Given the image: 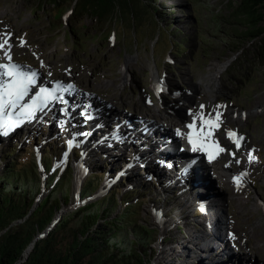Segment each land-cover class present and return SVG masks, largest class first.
I'll list each match as a JSON object with an SVG mask.
<instances>
[{
	"label": "rangeland",
	"instance_id": "1",
	"mask_svg": "<svg viewBox=\"0 0 264 264\" xmlns=\"http://www.w3.org/2000/svg\"><path fill=\"white\" fill-rule=\"evenodd\" d=\"M228 2L229 0H158L154 3L153 0H150L147 3L152 6V9H149L147 6L144 7V10H148V13L144 15V19L137 27L135 24L139 21L138 18L132 20V14L129 15L127 13H125L127 15L124 17V21H121L120 15L118 14V19H114L112 22L109 21L106 25L91 16L80 20L76 18L69 19L67 9L70 7L72 0H65L62 5L55 9L47 2L42 3L38 7L36 0H0V35L9 33L11 34V38L13 36L15 37L13 42L10 40V44L12 45L10 51L13 53L15 60L33 67L40 66L41 71L46 75L53 68L52 65L55 67L57 74L67 80L72 79L76 71L77 77L81 76L80 81L83 83L82 85L88 88L93 86L100 93L96 92L95 95L94 105L96 108V104H98V107L102 104L100 95L104 99H107L105 100L106 105L102 110L97 108L100 114L96 115L94 119V121L103 124H107L106 121L111 120L107 115V106H109L108 109L113 114V119H115L114 116H122L125 119L127 114L131 113L134 116L143 115L148 110L156 115L162 113L165 118L168 117L169 119L178 120L177 117L170 116L174 114L173 110L179 108L178 113L181 115L184 107V115L186 107L183 104L184 101H180L181 98H177V94L183 93L184 95V87L193 90L196 88V86L195 88L193 86L197 84L208 92L206 99H217L221 101L226 100V96H229L230 100L234 102V107H238V111L241 112L245 109L253 111L252 115L248 116V119L245 121H242L238 115L237 121L238 125L242 127V130L250 134L253 142L263 149L262 157L264 159V68L260 64L255 63L252 60V55L249 54L253 53V45L250 46L251 43L246 42L244 45H241L243 47L242 51L236 55L232 53V47L228 48L231 46L233 42L231 39L233 38L225 36V43L223 45H219V42L212 39L213 45L209 48L208 52V57L211 61L206 63L201 58L197 61V58L192 66L188 62L191 58L189 57L192 53L191 51H187L183 55L176 51L173 52V49H170L173 45L171 39L179 43L180 37L192 33L193 26L197 22L192 20L189 15H193L195 6L202 8L198 17L206 21V23L204 22L205 31L214 33L213 26L211 27L212 13L220 12L218 14H223L228 18V11H230L229 7H227ZM181 5L182 7H180ZM166 20L168 22H170L169 20L177 22L184 30L178 27L175 30L177 32L176 36V34H173V30L177 25L172 28L169 26V29H167L168 27L165 24L167 22ZM114 26L117 31V38L111 34ZM222 26L224 30L228 29V32L231 31L228 25ZM220 36L224 35L220 34ZM192 40L193 38H190L182 46H190ZM0 51V60L3 61L5 57L4 52L3 50ZM40 53H42V56ZM233 56L236 58L235 61L238 60L240 63V67L237 65L235 67V61L230 60ZM253 62L254 64H252ZM222 63L223 65L220 66V71L225 70L227 63H229L227 64L229 67L227 66L228 69L220 74L216 65ZM125 64L128 66L125 71L126 74L122 71V67ZM80 72L83 74L81 75ZM217 73L220 75V82L217 81ZM158 76L163 78V83H165L167 90L157 96L153 93L151 86L153 82L158 85ZM116 109L121 114H114V110ZM166 112H170L171 114L169 113L167 115ZM79 115L75 113V116ZM53 122L57 124V127L53 128V125H51L52 119H42L38 125L34 123L35 125L24 128L23 132L11 138H9L10 136H5L0 139V174H2L4 166L6 165V161L2 159V155H9L13 148H15L13 157L18 158L22 164L30 162L33 159L35 160L36 158L40 161L41 156L45 155L46 152L53 153L49 165L54 167L55 174H59L57 179L62 177L63 182L54 195L50 197V203L46 208L41 210L37 215L38 217H35V220L39 218V215L46 214L48 209L51 210L53 205L56 204L58 209L53 211V215L57 217L59 208H65L61 210L64 215L67 214L62 223L68 221L70 228L74 229L84 223L83 217L79 218V215L75 216L76 213H70L79 208V206L72 209L66 206V204L76 202L73 177L74 151L71 153V148V154L69 153L68 156L57 154L59 150L62 151V139L65 141L67 130L62 127L63 121L58 120L56 122L53 120ZM81 123L82 125H86L84 122ZM155 123L163 126L160 122ZM222 125L223 120H220L219 126ZM124 127L127 129V125H124ZM104 128L111 131V129L116 128V124L99 126V129ZM207 129L211 131L215 140L219 139L221 134H223V130L220 132V127H209ZM81 132V130H77L75 134L78 135ZM128 133V130H125V134L120 130L118 132V136L120 137H115L113 133L114 136L100 137L99 140L90 139L87 141L86 145L88 149L90 148L88 153L91 155L90 160L92 161V164L91 162L88 163L89 171L92 172L89 176L91 177L92 174L105 176L101 181L94 180L96 184L102 182L100 189L109 187L110 177L111 179L114 178L112 177L113 173L125 166L120 160L116 167L112 166L110 169V165L103 163V161L105 162L108 159L105 151L101 147H107L110 144H116L122 141L124 144L119 148H113L114 145L110 146L108 156L112 158H119L116 155L123 153L128 155V149H130V152H138L139 146L137 147L136 144L140 143V141L133 138V132L130 135ZM124 136H128V139ZM167 136L171 138L172 133H168ZM147 137H150V132H148ZM159 138L162 140L163 135L158 136ZM104 139L107 140L106 144L102 143ZM141 144H143L142 148L150 145L144 142ZM153 150L146 146L144 157L148 160L155 157ZM189 150L193 152L192 149L189 148ZM137 158L140 160L143 159L141 156H137ZM218 160H223V157L220 155ZM203 161L206 163L205 166L203 162L198 165L204 170L205 175L196 169V174L201 179V181H198L197 186L198 188H204L202 185L205 187L210 186V197L213 198L205 196V203L202 206L208 201L220 207L216 202L217 191L225 206L223 207L224 212L220 207L222 213L220 219L223 216L226 222V212L229 220L231 218L237 220L238 226L236 225V227L245 230V232H241L242 234H240L241 240L243 235L250 236L251 233H257L259 230L260 233L258 232L257 237L253 239L254 242L258 241L257 243L260 246V249L255 247L258 252L255 249L249 251L248 249L242 250L234 248L232 257L230 256L232 259L228 260V258H225L228 256L227 254L222 255L221 251L216 250L221 240H214L213 238L215 234L220 237L222 231L220 232V228L218 229L217 225L212 230L207 228L209 226L207 219H211L209 213L206 215V219L203 214L199 216V213L195 211L197 210L195 203L200 200L204 191L194 189V191H198L196 195L198 193L200 194L196 202L195 198L191 200L192 197L190 196L189 190L185 192L187 196H183L184 186L178 187L176 184L185 185L184 179L186 176L180 177L183 173L178 168L174 173L168 167L166 168V173L176 178V181L172 182L171 179L165 178L161 181L151 180L154 177L149 175V173L140 174L137 169L132 171L133 167L131 168L130 166L132 176L138 177L141 175L142 177H149L146 180H141L140 183L133 187L132 181H129L126 189L123 190L124 185L121 181H123V177L127 173L126 171L116 183L118 184L117 187L112 184L108 188L107 198L115 196L116 200H111L115 203L113 208H107L99 220V225H101L104 234L110 233L113 229L112 232L114 234L112 236L116 237V242L121 243L119 240L125 237L127 232L120 231L119 228L114 230L115 225L117 227L114 216L119 217L123 200L129 201V198H131V203H137L133 207V211L139 218V221L145 224V227L150 231L146 235L149 236L151 241L144 245V249L147 250L144 256L145 264H264V172L260 177L258 189L246 190L247 194L243 192V194L239 195L241 189L234 190L231 187L233 185L223 188L222 181H217V175L216 178L214 175V177L212 176V171L216 170L213 168L212 163L208 164L206 162L207 160ZM55 162L61 163V166L56 167ZM85 162L87 163L88 161ZM162 163L163 159L158 164ZM45 165H47L46 162L40 167V173L43 178L45 175V173L43 174ZM223 165L226 166L225 164ZM209 167H212V169ZM216 171L218 174L219 171ZM222 174L227 178L224 172ZM47 177L45 176V180ZM232 178L234 179L235 177ZM24 180H28L33 189L34 178L28 177L27 179H21V181ZM87 181L84 180L83 186L86 185ZM217 183L219 184L218 186ZM134 190H139L140 192L135 193ZM231 190H234L235 194ZM134 193L135 196L133 195ZM233 198L239 200L236 201ZM93 199H88V202ZM185 200H188V204H186ZM80 202L84 204L85 201ZM108 202L110 201L98 202L93 205L94 207L92 209L106 206ZM229 203L234 206H231ZM124 205L126 206V204ZM152 208L158 209L161 216H155L156 211L151 210ZM210 208L215 211V206ZM88 210L87 208L83 211L86 212ZM198 216L200 219L204 218V220H199ZM124 217L130 221L128 214L124 215ZM26 218H22L18 223L25 222L27 220ZM159 220H162L163 223L170 222L168 225L173 224V226L163 233V227L159 223ZM202 222L207 225H202ZM232 226L235 227L234 222H232ZM130 227L131 225H128L129 229ZM229 229H231V226H229ZM116 230L119 232H116ZM228 232L229 230L227 228L225 233L227 234ZM116 234H119V236ZM199 237L205 241L206 239L212 240V242H209L204 248V245L198 240L200 239ZM66 241L67 239L64 242ZM102 241L100 239V242ZM122 241H125V239L123 238ZM237 242L238 240L233 239L234 245ZM223 243L229 246L228 243ZM34 246V244H30L28 249L31 248L32 251ZM184 247H186V250L187 248L190 249V257L186 256L187 252L183 250ZM116 250L120 251L118 248ZM226 252L231 253L229 247L226 248ZM242 253H245L243 257L236 259L237 255L239 256ZM204 259L208 261L205 263ZM212 260H214V263H212Z\"/></svg>",
	"mask_w": 264,
	"mask_h": 264
},
{
	"label": "trees",
	"instance_id": "2",
	"mask_svg": "<svg viewBox=\"0 0 264 264\" xmlns=\"http://www.w3.org/2000/svg\"><path fill=\"white\" fill-rule=\"evenodd\" d=\"M36 1L38 7L47 2L53 9L65 2V0ZM148 1L150 2V0H72L71 5L74 2L77 3L71 18L80 20L91 16L106 25L109 21L118 19L119 15L121 21H124L127 14H132V20L135 18L139 20L135 24L138 27L144 19V15L148 13L144 7L151 8L150 4L147 3ZM227 7L230 10L228 11V18L221 17V20L228 23L227 25L231 29L230 34L233 42L228 48L232 47L234 53L241 52L243 49L241 45L246 42L251 43L253 53L249 54L252 55V60L264 68V0H229ZM125 13L127 14L125 15ZM182 52L184 51L182 50ZM234 65L235 67L236 65L241 66L238 60ZM26 173L28 172L25 168L16 171L15 166L9 164L6 171L0 176V264L146 263L144 256L147 250L144 249V245L151 241L146 235L150 231L140 225L141 223L134 227V224L128 222L124 217L125 213L120 217H115L117 227L112 225L114 230L119 228L120 231L127 232V235L123 237L125 241H122L123 238L119 240L121 243L116 242V237L112 236L114 234L113 229L106 235L102 231L99 220L107 208H113L115 199L112 197L111 200L113 201L109 200L110 202L106 206L92 209L94 206L91 204L86 207L89 209L88 211L84 212V209L78 211L75 216L79 215V218H84V223L80 224L78 228L71 229L68 221L61 222L48 237L36 241L29 258L23 261L26 249L34 241L37 234L47 227L53 218V211L58 209L55 204L51 210L48 209L46 214L39 215V218L35 220L41 210L50 203L51 199L47 198L39 205L33 215H29L36 192L28 180L21 181L23 178L27 179ZM131 177L138 181L137 177ZM121 182L123 184V181ZM101 184L102 182H99L95 186H101ZM92 190L93 187L87 185L85 196H87V191L91 193ZM22 218L27 220L18 223ZM128 225H131L130 229ZM116 232L119 231L116 230ZM131 234L133 235L131 236ZM116 235L119 236V234ZM66 239L67 241L64 242ZM100 239L103 241L100 242ZM117 248L120 251H117Z\"/></svg>",
	"mask_w": 264,
	"mask_h": 264
},
{
	"label": "snow or ice",
	"instance_id": "3",
	"mask_svg": "<svg viewBox=\"0 0 264 264\" xmlns=\"http://www.w3.org/2000/svg\"><path fill=\"white\" fill-rule=\"evenodd\" d=\"M10 40L11 34L4 33L0 35V50H3L4 56L8 61V63H0V135L5 136L26 120H31L37 110L43 111L48 102L59 100L60 102L66 103L62 96L57 97L54 91H48L46 89H41L40 94L33 98L31 103H21L28 95L29 86L35 82L37 73L25 72L21 66L12 63L10 51L12 45L10 44ZM69 87L72 86L69 85ZM219 116L220 114L217 113L215 124H213L211 117L208 120H204L203 115H201L199 119L202 121V124H208L210 128H217L220 124ZM188 127L189 129H194V123L188 125ZM177 134H181L179 130H177ZM202 135L203 127L198 132H190L188 134V141L192 145L193 151H197L198 147L199 150H205L206 146L202 141ZM211 135L212 133L209 131L208 136L210 137ZM227 135L230 139H233L236 147L239 148L240 141L243 140V137H236V134L232 131H228ZM214 146L216 149L215 155L225 151V149L219 146L218 142H214ZM209 158L213 159L215 156L210 153ZM252 159L254 157L249 154V160ZM244 175L247 174L242 173L241 176L234 178L238 186Z\"/></svg>",
	"mask_w": 264,
	"mask_h": 264
},
{
	"label": "bare ground",
	"instance_id": "4",
	"mask_svg": "<svg viewBox=\"0 0 264 264\" xmlns=\"http://www.w3.org/2000/svg\"><path fill=\"white\" fill-rule=\"evenodd\" d=\"M177 33V32H176ZM5 60V59H4ZM3 61L2 60H0V63H2ZM126 78V77H125ZM157 79H159L158 80V87H162V84H161V82H162V80H161V78H157ZM81 85H79L78 86V88L80 87ZM83 89L82 88H80V89H78L77 90V93L79 94V93H81V91H82ZM94 92V91H93ZM95 93V92H94ZM94 95H96V94H94ZM74 96V95H73ZM95 97V96H94ZM94 101H95V98H94ZM95 103V102H94ZM96 106H98V104H96ZM112 107V106H111ZM110 107V108H111ZM94 109H96L97 110V108L96 107H94ZM121 114V112L119 111V110H114V114ZM100 114V112L98 111V113H97V115H99ZM164 114H162V113H159L158 115H156L155 113H153L152 111H148V110H146L145 111V113H143V115H139V116H134L132 113L131 114H127V117H125V119L122 117V116H118V117H115L114 116V118L116 119V120H119V124H118V127H119V129L120 130H122V133L123 134H125V130H128V135L131 133V132H133V133H135V136H134V138H136V139H138L139 141L140 140H142V142H144V143H148L149 141L150 142H153V146L151 145V147H154V148H156L157 150L159 149V148H162L163 149V151L165 152V157L164 158H162L163 159V163L162 164H155L154 166H152V167H150V170H149V175H151V176H155V178H156V180L157 181H161V179H162V177L163 176H166L167 175V173H166V164H171V165H173V167L172 168H175V163H174V160H181L182 158L180 157V154H179V156H177V153L176 154H172V153H174L176 150H175V147L176 146H178L179 145V148H180V150L182 149L184 152H186V153H188V151H187V149L186 148H182V146L180 145V143H177V142H175V140L172 138V137H174L175 139H176V137H175V135L173 134L174 132H177V130H179V131H181L183 134H185L187 137H188V134L191 132L190 131V129L188 130V128L186 127H181V128H179V123L178 122H175L174 120L172 121V120H170L168 117L167 118H165L164 116H163ZM182 115V114H181ZM94 119L96 118V115H94V116H92ZM159 119V120H158ZM155 122H160V123H162V124H164V125H167V127L169 128V130L170 131H168V130H166L162 125H160V124H158V123H155ZM153 123H155V124H153ZM157 124V125H156ZM24 124H21L20 126H18V127H16V129H18V128H22V127H24L23 126ZM124 125H127V129L124 127ZM140 128H142L143 130H147L148 132H150V137L149 138H147V137H145L142 133H140V131H139V129ZM87 130V129H86ZM91 131V129L90 130H88V132L87 133H89ZM12 132V131H11ZM168 133H172V136H171V138H169V136H166ZM161 135H163V139H164V136H166L167 138L165 139V140H160V138L158 139V136H161ZM94 137V133L92 132V138ZM153 138V139H152ZM203 139H205V136H204V132H203V135H202V140ZM161 142H163V144H161ZM136 146H138V145H136ZM142 146H143V144H141V148H142ZM171 147V151H168L167 149L168 148H170ZM141 148H139V149H141ZM199 148V147H198ZM206 149V148H205ZM203 151V150H202ZM220 156V155H219ZM219 156L218 157H216V158H213L212 160H211V162L210 163H212V166H213V168L214 169H216V170H218L219 172H218V174H217V179L218 180H220V181H222V185H223V188L224 187H228V186H231V185H234V186H238L237 185V183L235 182V181H232V180H227V178L225 177V176H223V172L224 171H226V168H227V166H224L223 164H221L220 165V161L218 160V158H219ZM148 158V157H147ZM184 160H185V162H187L188 160H191V161H188L187 162V166H189V163H198V164H200V163H202V161L204 160L203 158H198L197 160H195V159H193V158H189V156H188V154H185L184 155ZM123 159V156L119 159V161L120 160H122ZM138 159V161L136 162V163H132V165H131V168L133 167V168H135L136 167V165H137V163H140V162H143L142 160H140L139 158H137ZM144 163V162H143ZM161 165V166H160ZM183 167H184V165H182ZM190 167V166H189ZM209 168H211L212 169V167H209ZM132 170V169H131ZM136 170V169H135ZM202 171H204V170H202ZM148 173V170L146 171V174ZM203 175H205V174H203ZM132 176V175H131ZM136 177V176H135ZM138 179V178H137ZM173 180H174V178H173ZM185 180V179H184ZM197 181V183H198V181H201V179H197L196 180ZM202 187H204V188H198V186H196L195 188L196 189H200L201 191H203V190H205L204 192H206V196L207 197H209V198H213V197H210V193H211V191H210V186H208V187H205L204 185H202ZM194 188V189H195ZM186 191H188V190H184L183 191V196H187L186 195ZM189 192H190V196L192 197V198H195L196 197V195H195V191L194 190H189ZM185 193V194H184ZM199 194V193H198ZM202 194V193H201ZM216 197L217 198H219V193L216 191ZM233 199H235V198H233ZM236 200V199H235ZM186 201V204H188V200H185ZM207 203L204 205V206H206V207H202V209L203 210H205V212H206V215L209 213V216L211 217V219L209 220V221H213L212 223H213V225L215 226V225H217L218 226V229L220 228V232H221V234H222V236H223V233H224V238H222V242H225V231H226V229L228 228V223H226L225 222V220H224V218H223V216H222V220H219V217L221 216L218 212H217V210H219V207H217V204L216 205H214V203H210V202H208V201H206ZM215 206V211H213L210 207H214ZM187 207V206H186ZM245 219V218H244ZM237 221V220H236ZM208 222V221H207ZM238 222V221H237ZM168 224H170V222H166L165 223V225H164V229H166V228H168V227H170V226H172L173 224H171L170 226L168 225ZM225 224V225H224ZM209 226H211L210 224H209ZM238 226V225H237ZM216 227V226H215ZM238 229V228H237ZM228 230L231 232V230L232 229H229L228 228ZM258 230V229H257ZM218 231V230H217ZM258 232H259V230L257 231V233L255 232V233H253L254 235L252 236V237H250V238H247V241L248 242H251L254 238H256L257 237V235H258ZM229 233V232H228ZM227 233V234H228ZM233 233V232H232ZM238 233V230H235V234H237ZM260 233V232H259ZM228 238H233L232 237V235L231 234H228V236H227ZM219 239V237L215 234L214 235V240H218ZM36 241H38V239H37V237L34 239V241L31 243V244H34L35 245V243H36ZM236 245V244H235ZM29 253H31V248H27L26 249V251H25V254L26 255H28ZM25 254H24V257H25ZM30 255V254H29ZM28 259V258H27ZM27 259H25V260H27ZM25 260H23V261H25ZM204 261H205V263H206V259H204ZM208 263V262H207Z\"/></svg>",
	"mask_w": 264,
	"mask_h": 264
},
{
	"label": "water",
	"instance_id": "5",
	"mask_svg": "<svg viewBox=\"0 0 264 264\" xmlns=\"http://www.w3.org/2000/svg\"><path fill=\"white\" fill-rule=\"evenodd\" d=\"M54 226H56V222H54L52 225H50V228H48V229L43 233V235H41L40 237H42V236H46V235L49 233V231H50ZM29 254H30V253H29ZM29 254H28V255L25 254V258H24V260L27 259V258H29ZM19 264H20V263H19Z\"/></svg>",
	"mask_w": 264,
	"mask_h": 264
}]
</instances>
